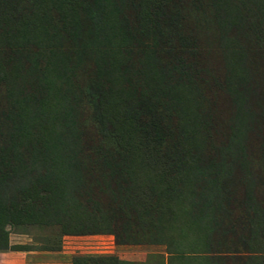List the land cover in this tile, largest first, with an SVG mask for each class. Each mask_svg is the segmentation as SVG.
<instances>
[{"label": "trees", "instance_id": "trees-1", "mask_svg": "<svg viewBox=\"0 0 264 264\" xmlns=\"http://www.w3.org/2000/svg\"><path fill=\"white\" fill-rule=\"evenodd\" d=\"M188 12L218 43L228 163L205 156L208 73L198 33L175 31ZM258 70L264 0H0V250L31 251L10 246L7 227L37 225L162 246L157 264H264V206L250 172L240 190L230 173L246 167L241 139L261 115L249 106Z\"/></svg>", "mask_w": 264, "mask_h": 264}, {"label": "rangeland", "instance_id": "rangeland-1", "mask_svg": "<svg viewBox=\"0 0 264 264\" xmlns=\"http://www.w3.org/2000/svg\"><path fill=\"white\" fill-rule=\"evenodd\" d=\"M180 8L181 5H178L177 9L180 10ZM184 8H181L182 12ZM189 15L190 18L177 22L178 25L175 31L177 34H180V32L184 34L188 33V35L193 33L194 36L195 33H198L196 45L200 46L202 50L197 55L196 60L206 66L208 73L205 79V86L202 87L203 97L200 98L204 109L195 111L199 118H197V121L201 122L204 120L208 123V136L210 138L207 140L210 141L211 145L206 150L204 149L205 156L210 155L219 160L224 159L228 163L231 159L232 161L233 159L236 160L235 158L238 156V153L234 155V153L224 148L229 143L228 141L234 138L236 126L232 120L234 108L231 106V98L221 90L219 85V82L222 81L223 65L219 54L216 55L214 52V50H218V43L212 36L211 38L207 37L202 31L199 33L194 24L193 12L189 13ZM171 41L175 45H179L176 40ZM254 76L259 83V87L258 91H256L257 96H251L249 106L257 111L258 115H261L247 123L250 130L246 131V134L241 139L245 146L242 152L246 155H244V161L247 162L246 167L240 166L236 162L230 167V173L232 174L233 183L237 186L236 189L240 190L242 189V183L240 184L242 177H239L241 170L244 168V172H250L258 193V201L264 206V195L259 192L263 189V178L261 176L264 171L260 155L261 145H264V126L262 125L264 122V112L261 110V106L264 105V74L262 70H258ZM84 77L85 74L81 73V79L79 78V80L84 81ZM240 131H243V129H240ZM7 230L10 246L24 247L32 252H47L44 249L56 245L57 240L60 238L59 251H64L65 257L48 256L44 259L43 256L29 255L25 259L26 264H71V259L74 256L101 255L115 256L120 261L131 264H157L158 262H156L154 257L157 255L164 256V247L162 246L147 245L145 244L147 243L146 241H143L142 243L144 244L142 245H119L117 244V239L111 234L61 236L58 227L37 225L7 227ZM1 258L3 259L4 256H0ZM233 264H239V262H233Z\"/></svg>", "mask_w": 264, "mask_h": 264}, {"label": "crops", "instance_id": "crops-1", "mask_svg": "<svg viewBox=\"0 0 264 264\" xmlns=\"http://www.w3.org/2000/svg\"><path fill=\"white\" fill-rule=\"evenodd\" d=\"M9 250H0V256H4V258L0 259V264H26L25 259L29 255L33 256H43V258H47L48 256H54L57 258L60 257H65L64 251H47V252H32V251H23V252H13L10 251L7 253ZM38 258V257H37ZM23 259V260H22ZM31 261V260H30Z\"/></svg>", "mask_w": 264, "mask_h": 264}]
</instances>
